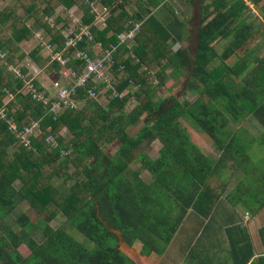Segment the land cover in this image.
I'll list each match as a JSON object with an SVG mask.
<instances>
[{
  "label": "trees",
  "instance_id": "trees-1",
  "mask_svg": "<svg viewBox=\"0 0 264 264\" xmlns=\"http://www.w3.org/2000/svg\"><path fill=\"white\" fill-rule=\"evenodd\" d=\"M133 1L103 0L110 8L104 28L93 25L94 15L85 0H14L0 8V52L6 54L0 57V108L4 109L0 113V264H136L116 244L112 227L121 231L128 246L136 247L142 260L156 263L165 250L160 242L170 243L187 209L209 197L208 192L215 199L209 182L225 157L249 152L240 142L242 125L249 118L260 124L264 142V56L259 54L264 47V0H198L203 17L194 54L174 49L184 36L185 24L169 3L137 0L134 10ZM247 2L254 4L258 15ZM160 5L173 16L166 19L169 23L156 13ZM62 6L84 11L82 22L92 25V40L85 37L66 49L63 31L72 18L56 14ZM137 27L133 42L120 39ZM37 32L45 33L54 50L69 57L67 66L77 72L86 65L75 58L77 52L96 57L95 46L101 44L114 60L116 82L108 95H118L107 106L101 105L88 90L100 92L105 84L90 80L76 95L85 99V105L56 114L51 104L24 92L25 79L10 66H21L28 75L22 63L29 56L40 68L49 63L57 71L61 68L50 55L42 56L41 45L29 54L23 51L22 43ZM227 38L232 42L220 53L216 42ZM186 72L192 77L193 100L155 99L170 75ZM34 85L44 90L36 80ZM134 86L137 104L128 112L125 107L132 93L125 91ZM183 120L216 146L222 153L218 160L193 141ZM140 121L143 126L131 135L129 129ZM10 122L18 131L35 122L41 131L31 137L30 147L25 146ZM50 136L57 146L47 141ZM156 140L162 148L152 158L147 149ZM113 143L118 148L109 154L105 148ZM235 160L248 164L241 155ZM135 162L140 163L137 169L132 166ZM145 171L151 175L149 181L141 177ZM22 202L28 203L35 221L25 212L11 221ZM59 215L66 220L56 229L50 223ZM37 229L42 232L40 240L34 235ZM72 230L86 241L73 237ZM263 234L264 229V238ZM22 245L29 255L21 253Z\"/></svg>",
  "mask_w": 264,
  "mask_h": 264
},
{
  "label": "crops",
  "instance_id": "crops-1",
  "mask_svg": "<svg viewBox=\"0 0 264 264\" xmlns=\"http://www.w3.org/2000/svg\"><path fill=\"white\" fill-rule=\"evenodd\" d=\"M12 1L14 2V0H0V8L6 6H1L3 3L10 5ZM159 1H161L162 5L166 2L170 3L169 0ZM161 9H163V6L156 13H159L160 18L166 17V15L161 14ZM67 13H70V18L75 13L79 14L78 16L80 17L84 16V11L78 6H74L71 9H66L62 6L58 8L56 14L65 18L68 16ZM166 19L168 18L166 17ZM51 21H54V18H51ZM170 21L169 19L166 23ZM183 40L184 38L177 43L180 44ZM35 42L34 37L31 41L22 43V47L35 45ZM43 57L47 58L49 56ZM27 59L31 58L27 57ZM26 60L23 61L22 65L28 68L29 75L32 74L31 68L36 63L31 59V63L25 64ZM36 66L39 67L37 64ZM19 67L21 68V66ZM40 69L43 74L37 76L35 80L42 87L45 86L48 89L50 82L44 76L56 74L60 77L61 68L57 71L49 63ZM243 125L245 130L244 139L250 140L248 144L252 143V141L255 143L250 144L251 147H248L249 152L235 153L233 155L235 158H238L240 155L242 158H247L248 163L252 161V158H255L258 160L257 166H259V162L264 161V150L262 151L260 148L258 152H255V146L257 144L259 146L264 145V142L260 134L254 136V133L249 130L248 126L246 127L245 123ZM242 140L243 138L240 142ZM197 145L199 144L197 143ZM200 147L205 154L215 160H218L222 156V153L218 152V156L213 157L205 148ZM234 157L226 156L225 160L218 166V175L216 174L209 182L213 188L215 199L213 200V196L208 192L209 197L196 201L194 206L187 209L170 243L165 245L162 241L160 242L161 249L164 248L165 250L160 259L157 260V262L159 261L158 264H243L251 253L253 255L247 264H264V238L262 237V230L264 229V205L260 209H255L246 203L244 204L242 198L236 199L234 196L236 190L240 192L241 183L252 170L249 167L247 168L245 164L237 163ZM257 166H255V169ZM179 209L180 216L183 213L181 206ZM121 240L124 242L122 237ZM121 240L122 250L133 255L136 264H150L142 260L136 247L127 246L126 243L122 244ZM125 246L127 251L123 249ZM157 262L151 264H157Z\"/></svg>",
  "mask_w": 264,
  "mask_h": 264
},
{
  "label": "rangeland",
  "instance_id": "rangeland-1",
  "mask_svg": "<svg viewBox=\"0 0 264 264\" xmlns=\"http://www.w3.org/2000/svg\"><path fill=\"white\" fill-rule=\"evenodd\" d=\"M93 1L96 2L98 8H101V6L104 5L102 2L103 0H93ZM169 1H170V3L168 2L169 5L176 12V15L179 16L184 21V24H185L183 27V31H184L183 38H184V40L180 44L176 43L174 45V49L175 50L188 49L191 54H194L196 52V46H197V33H198L200 26L202 25V17H203V10H202V6H201L202 4L200 5L198 0H196V1L195 0H169ZM211 1L212 0H207L206 2L210 3ZM136 2H137V0H134L133 4H132L133 5L132 8L134 10H137V8H138L136 5ZM10 3H13V1ZM247 3L250 6V8L252 9L253 13L258 15L254 4H251L250 2H247ZM4 5H7V4L3 3L1 6H4ZM163 9H164V11H163ZM163 9H161V11H162L161 14L166 15L167 18H173L170 15V12L168 10H166L165 8H163ZM67 15L70 17V13H67ZM78 15L75 13L73 15V17H71L72 20L68 26V29H70L72 26L75 27L77 25V23L80 20H82V17H80ZM166 17H162L160 19H162L166 23V21H169V20H164ZM40 33L43 36V40L45 42L49 40V37L45 33H43V32H40ZM35 40H36L35 45L22 47L23 51L27 52V53L25 52L26 54H29L32 49L36 48V46L39 45V41L36 37H35ZM127 40H128L127 42H129V43L133 42L132 39H127ZM231 42H232V39H230V38L220 39L216 42L215 46H216L217 50L220 53H222L225 50V48L229 44H231ZM250 45H252V43H250L249 46ZM42 51H41V54L43 56H49L50 55V52L48 50H46L45 48ZM105 51L106 50H104L99 44H97L95 46V54H96V56H98V58L103 57ZM259 54H260V56H264V47L261 49ZM26 59H27V57L24 59V61ZM235 60H236L235 57L230 59V63L232 64ZM31 62H32L31 59H27L25 64H29ZM111 66H112V63L106 64L104 66V72L106 74V77L108 78V80H106V81H108V82L104 85V88H102L100 90L97 98H94L103 106L108 105L112 96L113 97L117 96V94L115 92L112 94L111 97L108 95L109 89L112 88L114 82H116V77L113 74ZM35 67H36V64L33 65V68H35ZM169 72H170V70H168V73ZM189 72H186L185 75H180L178 77H172L170 75L167 78L165 85L157 90V92L155 94L156 95L155 99H158L159 97L175 96L178 99H180L181 101H183L185 99L193 100L196 95H195V92H193L192 88L190 87V83L192 82V80H191L192 77L189 74ZM42 74H43V72L41 70V73L38 76H41ZM60 76H61V74H60ZM29 77L31 78L32 75H29ZM44 77L49 80L50 84H52L53 81H57L58 79H60V77H58L56 74L55 75L52 74L50 76H44ZM193 81L196 85L199 84L197 80L194 79ZM137 90H138V88L134 86L133 88H130L129 90L125 91V93H127L128 91H131V93H132V97L128 101L127 106L125 107V109L128 112L132 111V109L137 104L136 96L134 94V92ZM125 93H123V94H125ZM84 105H85V99H81L79 101V107L81 108ZM183 121H184V125L188 129V132L191 134L193 141H195L200 146L205 148L206 151L209 152L210 155H212L213 157H217L219 154L218 153L219 151L216 150V146L214 144H212L210 141H208L197 129L193 128V126L191 125L189 120L188 121L183 120ZM240 125L241 124L232 125V128L236 129ZM251 125H253V126H251ZM142 126H143V121L138 122L135 126H133L129 129L130 134L134 135V134L138 133V131L140 130V128ZM245 126L246 127L248 126L249 130L254 133V136H258L261 132V126H260V124L257 123V121L254 118H249V120L245 123ZM243 127H244V125H243ZM257 129H258V131H257ZM63 134H65V136H69V132L66 130L63 131ZM242 138H243V140L241 141V144H242V146H246L247 147L246 149L248 151V149H249L248 147H251L250 144L255 143V142L252 141V143L248 144V142L250 140H245L244 136H242ZM117 148H118L117 144L113 143L111 145H108L105 148V150L109 154H114L116 152ZM161 148H162V143L160 141L156 140L147 149V152L153 158H157ZM255 148H256L255 152H258L260 148L263 151L264 145L259 146L257 144L255 146ZM256 157L258 158V156H256ZM257 161H258L257 159L252 158V161L247 164V168L249 167L252 170L247 174L248 177L241 183L240 192L236 190L235 195H234L236 197V199L242 198V200L244 201V204L246 203L247 205H250L255 209H259V207H262L264 205V161L263 162L261 161L262 164L259 162V166H257ZM132 166L135 169H137L140 166V163L135 162ZM255 166H257L256 169H255ZM141 177L144 180L149 181V179L151 178V175L149 174V172L145 171L141 174ZM57 183H61V180H57ZM17 185L19 186L20 183H17ZM24 212L31 215L32 218H34V221L36 220L35 219L36 216L33 214L28 203L22 202L19 204L17 209L14 211V213H12L11 221H14L19 215H21ZM65 220H66V218L64 216L59 215L50 224L53 228L57 229L65 222ZM0 223H1V218H0ZM110 230L113 233V238H115L116 244L118 245V243H119V246L121 248L122 247V245L120 244V240L122 237V233L120 234L121 231L118 230L117 228H114V227L110 228ZM1 232H2V227L0 225V233ZM70 234L82 242L86 241V238L77 230H75V232H74V230H72V232ZM34 235L38 240H40V238L42 237V232L37 229L36 232L34 233ZM122 239H123V237H122ZM121 242H122V244L126 243L125 241L123 242L122 240H121ZM126 245H127V243H126ZM123 249L127 251L126 246ZM19 250L21 251V253L24 256H27L30 253L29 249L24 245H22ZM128 254H130V253H128ZM131 256L134 259L133 255H131ZM134 261H135V259H134ZM158 262H157V264H158Z\"/></svg>",
  "mask_w": 264,
  "mask_h": 264
},
{
  "label": "built area",
  "instance_id": "built-area-1",
  "mask_svg": "<svg viewBox=\"0 0 264 264\" xmlns=\"http://www.w3.org/2000/svg\"><path fill=\"white\" fill-rule=\"evenodd\" d=\"M86 3L91 8V13L94 15L93 25L99 28H104L107 25V19L110 16V8L108 6L102 5L98 8L97 4L93 0H85ZM92 25L84 24L80 20L77 25L72 26L70 29L63 31L66 38V49L76 47L83 38L87 37L90 40L93 39L91 34ZM138 27L129 32H124L120 35V39L128 41L127 39L134 40L135 34ZM35 37L39 41V45L43 46L46 50L50 52V56L53 60H56L61 65L60 79L53 81L48 89L43 86V91H38L34 85V80L41 73L39 67L31 68L32 77L28 78L29 75H24L21 72L20 67H12L10 69L14 70L17 76L24 78L26 86L24 92H31L33 96L44 104H51V111L59 114L64 109L67 108H79V99L76 97L79 88H85L90 80H93L97 85L106 84L108 78L104 72V66L106 64L114 63L110 51H105L103 57L98 58L92 57L88 52L79 50L75 56L76 59L84 61L86 63L85 68L81 72H77L73 68L67 66L69 57H65L62 51H55L54 46L51 45L49 41H44L43 36L40 32H37ZM101 47L102 45L99 44ZM5 53L0 52V57L4 58ZM112 67V66H111ZM90 97L97 98L99 92L95 89L88 90ZM118 95V94H117ZM0 113L4 114V109L0 108ZM10 127L17 132V137L20 139L21 143L25 146L31 145V137L37 135L41 130L38 123L32 122L30 125L25 126L23 130L18 131L17 126L14 122H10ZM47 141L53 146H57V142L53 136L47 138Z\"/></svg>",
  "mask_w": 264,
  "mask_h": 264
}]
</instances>
